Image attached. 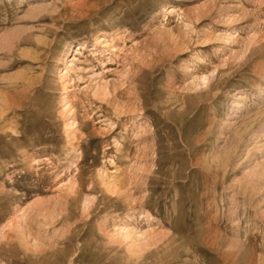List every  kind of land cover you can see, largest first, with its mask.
Wrapping results in <instances>:
<instances>
[{
  "label": "rangeland",
  "instance_id": "rangeland-1",
  "mask_svg": "<svg viewBox=\"0 0 264 264\" xmlns=\"http://www.w3.org/2000/svg\"><path fill=\"white\" fill-rule=\"evenodd\" d=\"M0 264H264V0H0Z\"/></svg>",
  "mask_w": 264,
  "mask_h": 264
},
{
  "label": "bare ground",
  "instance_id": "bare-ground-1",
  "mask_svg": "<svg viewBox=\"0 0 264 264\" xmlns=\"http://www.w3.org/2000/svg\"><path fill=\"white\" fill-rule=\"evenodd\" d=\"M79 48H81V45H79ZM83 48V47H82ZM85 48V47H84Z\"/></svg>",
  "mask_w": 264,
  "mask_h": 264
}]
</instances>
